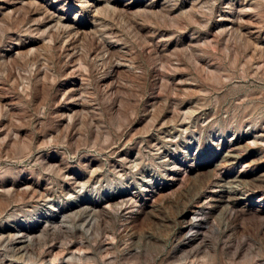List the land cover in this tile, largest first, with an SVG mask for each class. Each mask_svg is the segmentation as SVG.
<instances>
[{
    "label": "rangeland",
    "instance_id": "1",
    "mask_svg": "<svg viewBox=\"0 0 264 264\" xmlns=\"http://www.w3.org/2000/svg\"><path fill=\"white\" fill-rule=\"evenodd\" d=\"M0 264H264V0H0Z\"/></svg>",
    "mask_w": 264,
    "mask_h": 264
}]
</instances>
